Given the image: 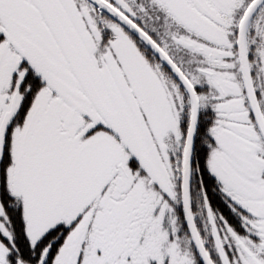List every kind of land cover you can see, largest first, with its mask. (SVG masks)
<instances>
[{"label":"snow or ice","instance_id":"6c2138e0","mask_svg":"<svg viewBox=\"0 0 264 264\" xmlns=\"http://www.w3.org/2000/svg\"><path fill=\"white\" fill-rule=\"evenodd\" d=\"M0 264H264V0H0Z\"/></svg>","mask_w":264,"mask_h":264}]
</instances>
